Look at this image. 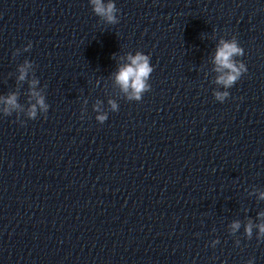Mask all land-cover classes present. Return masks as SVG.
<instances>
[{
  "label": "water",
  "instance_id": "95a60500",
  "mask_svg": "<svg viewBox=\"0 0 264 264\" xmlns=\"http://www.w3.org/2000/svg\"><path fill=\"white\" fill-rule=\"evenodd\" d=\"M112 2L0 0V264H264V0Z\"/></svg>",
  "mask_w": 264,
  "mask_h": 264
},
{
  "label": "clouds",
  "instance_id": "9594fccd",
  "mask_svg": "<svg viewBox=\"0 0 264 264\" xmlns=\"http://www.w3.org/2000/svg\"><path fill=\"white\" fill-rule=\"evenodd\" d=\"M90 3L93 6V11L98 16L103 17L109 24H116L119 22L118 17L116 15L118 9L115 3L112 2V0H109L107 4L104 3V0H90ZM243 54L244 50L238 46L235 39L231 41H221L215 54V64L218 66V71H224L226 69L227 72L218 77L217 83L223 84L225 87H231L242 75V73L247 72V67L242 62L237 64V62H235L233 59V57L242 56ZM128 60L130 61V63L125 64L119 68L118 72L115 75V79L124 92L129 93V90H131L129 95L130 99L134 98L136 100H139L141 98L142 93L145 92L149 87L146 81L153 69L149 63V57L144 53L137 52L135 55L129 54ZM25 76L26 68L21 67L19 79L24 80ZM35 83L36 81L33 80L32 84L35 85ZM32 94L38 96L36 92H33ZM227 95V92H217L216 98L218 100L223 101ZM6 102L12 107L18 106L16 103L15 94L8 96L6 98ZM37 103L40 105L41 108H47V105H45L42 97L38 98ZM110 103H112V107L113 109H115V103ZM5 111L9 110L6 109ZM35 114L36 108L34 105L31 111L29 112V116L34 118ZM98 119L103 122L106 119V116L101 115L98 117ZM261 198H264V193H261ZM231 227L232 230L235 231L239 229L240 224L238 221L233 222ZM252 227L253 226L251 223L246 226V233L249 237H251L252 234ZM258 227L259 236L264 237V224H260ZM248 264H253V261L250 259L248 261Z\"/></svg>",
  "mask_w": 264,
  "mask_h": 264
}]
</instances>
